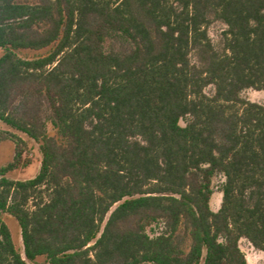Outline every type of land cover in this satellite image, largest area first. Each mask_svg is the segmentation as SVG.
<instances>
[{"label": "trees", "instance_id": "1", "mask_svg": "<svg viewBox=\"0 0 264 264\" xmlns=\"http://www.w3.org/2000/svg\"><path fill=\"white\" fill-rule=\"evenodd\" d=\"M0 49V264L264 252V105L243 97L264 92V0H0ZM15 132L39 145L33 179L7 177L31 164Z\"/></svg>", "mask_w": 264, "mask_h": 264}, {"label": "rangeland", "instance_id": "2", "mask_svg": "<svg viewBox=\"0 0 264 264\" xmlns=\"http://www.w3.org/2000/svg\"><path fill=\"white\" fill-rule=\"evenodd\" d=\"M224 30L225 27L221 24H216L210 28L209 30L210 37L216 44L219 43L221 39V34L223 33ZM33 54L34 53H30V56H32ZM2 55H3V51L0 49V58L2 57ZM207 94L209 95L213 94V88H209L207 90ZM243 97L250 102L264 105L263 91H256L250 89L244 92ZM181 125L185 126L186 125L185 121H181ZM0 130L12 131L1 122H0ZM17 134L21 138H23L28 144L27 145L28 149L25 154V158L29 159L31 161V164L27 168H21L17 171L9 173L7 177L12 180H21V181L30 180L35 178L39 174L42 155L40 152L39 145L37 143L28 139V137L23 134L20 133ZM14 156H15V144L11 141L3 142L0 146V168L5 167L10 162H12ZM224 181L225 178L223 176H219L214 180L215 193L211 202V208L214 212H217L222 205L223 194L221 193V187ZM32 206L33 205L31 204L30 207ZM3 217L6 224L9 226L12 232L13 240L17 250L23 254L24 246L22 240V233L18 222L16 221L15 218L9 216L8 214H4ZM163 228H164L163 224L155 225L149 230V234L153 237L157 236L163 230ZM240 247L244 252V254L246 255L249 264H264V252L255 249L248 240L242 239L240 241ZM38 264H47V261L45 258H40L38 260Z\"/></svg>", "mask_w": 264, "mask_h": 264}]
</instances>
